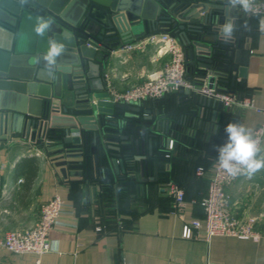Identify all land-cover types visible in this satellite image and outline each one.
<instances>
[{"label":"water","instance_id":"1","mask_svg":"<svg viewBox=\"0 0 264 264\" xmlns=\"http://www.w3.org/2000/svg\"><path fill=\"white\" fill-rule=\"evenodd\" d=\"M229 14L239 17L236 10L228 12L224 0H29L24 5L0 0V139L29 141L64 179L74 176L79 182L97 173L98 151L112 172H124L120 146L113 142L132 143L139 177L146 180V158L164 141L168 146L169 120L143 102H113L105 77L109 55L153 32L174 29L171 35L183 46L189 71L201 81L208 77L212 86L221 81L218 60L230 53L234 40L218 37ZM37 15L54 18L48 35L70 37L54 76L36 63L47 48V36L33 32ZM239 55L236 49L231 83L245 75ZM200 101L220 106L216 100Z\"/></svg>","mask_w":264,"mask_h":264},{"label":"crops","instance_id":"2","mask_svg":"<svg viewBox=\"0 0 264 264\" xmlns=\"http://www.w3.org/2000/svg\"><path fill=\"white\" fill-rule=\"evenodd\" d=\"M239 18H242L240 13ZM261 20L264 14L246 16L249 28L239 27L243 33L239 65L246 71L243 77H236L242 90L229 91L239 96L248 93L254 105L264 110ZM138 43L143 45L129 50L119 46L109 55L105 77L115 91L142 82L148 72L161 68L168 58L159 54L157 44L147 36L135 40L134 44ZM222 86L226 88V84ZM228 122L241 123L252 132L264 123V112L238 106L225 108V112L217 109L215 120L208 126V131L216 134L212 139L216 146L226 140L224 127ZM159 146H165V141ZM23 159L33 160L37 165L27 186L25 172L18 166ZM210 174L211 169L204 177L209 179ZM77 179L74 176L64 179L49 157L29 141L0 139V238L9 230L32 226L39 217L40 205L53 196L67 202L57 224L49 231L51 251L41 256L14 255L0 248V264H32L37 258L44 264H264V237L253 240L212 235L208 238L204 226L194 229L191 237L183 236L186 222L198 218L204 223L200 201L207 194V181L187 187L181 216L172 212L171 202L165 198L169 194H163V188L157 200L136 199L127 203L128 213H121L118 200L115 210L107 212L99 199V187L74 181ZM227 191L232 213L243 219L257 218L258 229L264 231V170L251 178L239 177ZM162 196L165 199H159Z\"/></svg>","mask_w":264,"mask_h":264},{"label":"built area","instance_id":"3","mask_svg":"<svg viewBox=\"0 0 264 264\" xmlns=\"http://www.w3.org/2000/svg\"><path fill=\"white\" fill-rule=\"evenodd\" d=\"M259 2L260 0H258ZM261 14H264V11ZM147 37L151 42L157 44L159 54L167 55L168 58L161 68L148 72L146 79L138 85L118 92L107 84L113 102L138 103L146 99H159L172 91H180L193 94L199 100L200 98L217 100L221 102L224 108L238 106L264 112V110L254 105L252 96H239L224 88L220 81L216 80L212 83V86H209L208 77H205L202 81L197 79L195 75L192 77L193 80L189 78L187 76L189 65L185 59L183 46L170 33H153ZM134 42H129L123 45L122 48L129 50L143 45L142 43L134 44ZM203 111V107L198 109L199 114H202ZM252 134L264 142V123L257 125L252 130ZM168 139L167 147L171 149L173 139ZM38 150L43 153L41 149ZM196 174L204 175L205 172L202 167H198ZM241 176L230 177L214 164L207 194L200 201L204 210V223L198 218L186 222L183 230L184 237H191L194 229L198 230L202 226H204L208 238L212 235H229L238 238H252L253 240L264 237V231L257 227V218H239L231 211L230 194L227 188ZM168 194L172 198V212L182 216L186 204L184 189L179 184L170 181ZM66 205L67 202L58 195L43 202L40 205L37 221L29 228L7 231L0 238V248L14 255L35 254L41 256L51 251L52 243L48 236L49 231L57 224ZM100 229V227H97V230ZM32 264L44 263L37 258Z\"/></svg>","mask_w":264,"mask_h":264},{"label":"trees","instance_id":"4","mask_svg":"<svg viewBox=\"0 0 264 264\" xmlns=\"http://www.w3.org/2000/svg\"><path fill=\"white\" fill-rule=\"evenodd\" d=\"M245 19L246 16L244 15H242V18L238 17L236 19L238 28L242 25L240 23L245 22ZM173 31L174 29L166 32L171 34ZM233 38L230 53L223 56V59L218 60L220 64H217V67L220 68L222 73L220 82L226 84L228 90L241 91L242 85L239 81L235 79L231 83V77L234 74L232 67L234 65L235 50L239 49L240 56H242L243 33L241 29L235 33ZM187 64L190 65L188 61ZM194 75L195 72L188 71L187 73V76L192 80ZM143 103L145 108L160 111L161 114L169 118V127L164 135L173 139V146L170 149L166 145L161 147L158 145L156 153L146 158V180L139 177V163L133 159L135 152L132 143L121 145L119 141L113 142L120 146V159L125 164V171L117 174L112 172L105 157H100L98 151L97 173L95 175L89 174L87 178L82 177L81 180L85 184L89 183L99 187V199L107 212L108 210L110 212L115 210L114 205H117V200L121 213L127 211L129 207L127 203L136 199L157 200L158 194L162 192L160 187L157 188V186L166 182L171 181L179 184L185 191V198L187 187L206 181L209 184V179L204 175H197L196 169L202 167L203 171L207 172L209 169L212 171L214 167L217 156L215 150L217 143L212 142V139L215 138L216 134H211L208 131V126L213 121L211 118L212 110L219 109L225 112V108L221 106L216 108L212 104H204L197 96L180 91L169 92L159 99H146ZM200 107L204 108L202 114L198 113ZM140 119L143 121V118L140 117ZM108 151L112 150L109 149ZM18 166L19 169L25 172L27 186L35 175L37 165L33 160L23 159ZM149 175L151 176L149 177ZM151 177L153 179H150ZM162 198L164 197L162 196L159 199ZM165 198H168V202H172L170 195L169 197L165 196Z\"/></svg>","mask_w":264,"mask_h":264},{"label":"clouds","instance_id":"5","mask_svg":"<svg viewBox=\"0 0 264 264\" xmlns=\"http://www.w3.org/2000/svg\"><path fill=\"white\" fill-rule=\"evenodd\" d=\"M29 0H19L21 5ZM227 10H239L246 16H258L264 11V0H224ZM55 23L51 16L37 15L33 26V32L39 37L47 36V48L43 54L36 57V63H43L44 70L49 76H54L56 69L60 66V57L66 54L67 48L64 40L70 39L65 36L63 40L48 35ZM240 27L247 30L249 25L245 21ZM260 27L264 30V20L260 21ZM239 30L236 20L230 14L226 16L225 22L219 25L218 37L224 43H229L235 33ZM226 140L221 145L215 146L217 156L215 165L230 177L246 176L251 178L257 172L264 170V146L260 139L253 136L252 132L243 124L228 122L224 127Z\"/></svg>","mask_w":264,"mask_h":264},{"label":"rangeland","instance_id":"6","mask_svg":"<svg viewBox=\"0 0 264 264\" xmlns=\"http://www.w3.org/2000/svg\"><path fill=\"white\" fill-rule=\"evenodd\" d=\"M237 13H238V14L240 13L241 15H244V16H245V14H244L243 12L239 11V10H238ZM231 47H232V46H231ZM105 76H106V75H105ZM145 79H146V78H145ZM145 79H144V80H145ZM144 80H143V81H144ZM143 81H142V82H143ZM142 82H140V83H142ZM140 83H138V84H140ZM138 84H134V85H138ZM134 85H131L130 87H132V86H134ZM130 87H129V88H130ZM125 90H126V89H125ZM216 102L220 103V106L223 107V105L221 104V102H219V101H217V100H216ZM220 106H219V107H220ZM215 107H216V106H215ZM219 107H218V108H219ZM216 108H217V107H216ZM223 108H224V107H223ZM214 110H215V109H214ZM216 110H217V109H216ZM162 119H167V120H169V118L165 117V115H164V117H163ZM210 175H211V174H210ZM150 176H151V175H149V177H150ZM153 177H154V176H153ZM209 180H210V177H209ZM158 187L163 188V189L165 190L163 194H165V192L168 194V191H169V182L163 183L162 185L160 184V185L157 186V188H158ZM137 209H138V207H136V208L130 210V212L132 213V212H134V211L137 210ZM124 213H128V212L125 210Z\"/></svg>","mask_w":264,"mask_h":264}]
</instances>
